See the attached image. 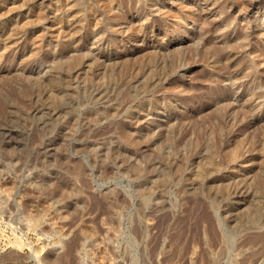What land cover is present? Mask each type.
I'll use <instances>...</instances> for the list:
<instances>
[{
	"label": "rangeland",
	"instance_id": "374dc122",
	"mask_svg": "<svg viewBox=\"0 0 264 264\" xmlns=\"http://www.w3.org/2000/svg\"><path fill=\"white\" fill-rule=\"evenodd\" d=\"M50 1L40 0L39 4L44 10ZM84 2L99 9L97 0ZM116 2L118 11L102 13V27L88 29L86 17L80 41L66 46L59 39L49 43L46 38L37 53L22 65L17 64V57L10 52L12 48L8 51L0 43V81L22 74L24 81L39 80L49 75L51 68L73 62L85 67L84 56L93 52L102 51L108 56L125 52L123 60H96L104 70L113 67L115 74L113 81H106L102 87L95 85V74L85 79L76 70L73 72L72 80L65 84L74 92L68 120L73 126L66 120H57L60 111L52 107L55 101L50 93L36 96L35 92L25 91L11 112H0V264H50V260L52 264H264V226L245 223L237 229L234 205L228 199L218 203L213 193L210 196L203 191L205 194L197 195L195 189L189 188L184 173L176 170L169 183L153 191L154 183L162 178L158 171L169 163L162 165L151 159L163 145L162 131L178 128L177 118L189 133L187 142H195L191 124L213 111L203 92L220 79V101L226 106L229 119H225L227 127L221 133L217 160H224L237 141L243 142L241 154L246 156V162L235 169L232 178L241 186H249V192L252 190L255 170L263 160L259 152L264 151L261 146L255 147L257 141L264 145V0ZM50 16L47 11L46 22ZM54 50L56 54L52 53ZM3 52L5 55H1ZM235 59L256 67L255 74L245 83L233 78L230 65ZM155 61L161 62L164 79L155 80L151 88L149 85L142 92L137 86L141 81L145 83L147 76L158 79L152 75ZM136 67L142 76L132 79L130 75ZM251 91L258 96L251 98ZM156 100L175 109L172 122L164 120L163 127L153 124L155 110L150 109V104ZM42 103L44 116L39 113ZM243 107H248L251 115L241 116ZM106 109H113L112 116L104 117ZM132 109L137 110L133 129L136 156L132 162L148 171L132 178L125 171L126 165L119 163L120 169L114 167L105 173L108 151L125 146L115 122L123 123ZM48 117L53 118L49 128L44 124ZM206 131L211 133L210 128ZM180 132L181 128L178 138ZM205 142L198 147L194 144L189 154L181 149L172 162L180 159L187 172L198 174L207 166ZM227 167V163H222L225 176L231 173ZM237 204L240 215L254 216L257 203ZM260 207L264 210V204ZM205 211L215 227L214 238L205 224L200 226L203 231L194 227ZM187 212L191 213L188 222L183 220L189 215Z\"/></svg>",
	"mask_w": 264,
	"mask_h": 264
},
{
	"label": "bare ground",
	"instance_id": "6f19581e",
	"mask_svg": "<svg viewBox=\"0 0 264 264\" xmlns=\"http://www.w3.org/2000/svg\"><path fill=\"white\" fill-rule=\"evenodd\" d=\"M39 1L40 0H0V43H2L6 47L5 48L6 50H8L7 48H12V51H10V52H12V54L15 55V57H17V64H21L22 65V63H24L27 59L31 58V56H33L34 54H36L37 51H38V49H39V47L41 46V44L44 45V41H47V39H48L49 43H53V41H58V39H59V43L64 44L66 46H70V45L72 46L77 41H80V37H81L80 34H82L81 31L83 29V26L85 25L84 22L86 20V17H87V28L88 29L90 28V29H93V30L95 29L96 30L97 28L102 27V25H103V23H102V18H103L102 17V13H105L106 14V13L112 12L114 10H116V11L119 10L118 9L119 7L117 5L118 2H116V0H97V4L99 6V9L98 10H94L92 7L89 6L88 3H87L88 5H85L84 0H52V1L49 0L50 1L49 2V6L46 9L43 7L44 8V10H43L42 7H41V4L42 3L39 4ZM187 7H189V6H187ZM47 11H48V16L52 15V16H50V19L48 20V22H46V17H45V13ZM116 15H118V14H116ZM121 15L122 16H125V14H123V13H121ZM114 19H116V18H114ZM105 23H106V21H105ZM107 24H109V23H107ZM104 26H106V25H104ZM38 28H40V30H37ZM104 34H106V33H104ZM239 40H241V39H239ZM54 52L56 54V50H54L52 53H54ZM201 53H203V51ZM150 54L152 56V52ZM1 55H5V52H3V54H1ZM124 55H125L124 50H121L119 52V55L118 56L117 55L116 56H113L111 54H109V56H108V55H105L102 51L101 52H93V53H91L89 55L84 56V60H87L85 63H83V64H86L85 67H84V65H82V67L81 66H78L77 65L78 62H73V63H69L68 65H65V66H61V67H57V68H51L50 71H49V75H47L45 78L43 77L42 79H39V80L36 79L34 81H29V80L28 81H24L23 74H22V75L14 76L13 78H11V79H9L7 81H0V112H11V110H13L14 107L17 105L18 100L20 99V97L21 98L24 97L23 96V93L25 91L35 92L36 93V96H37V94L38 95H40V94L45 95V94H49L50 93V94H52L54 96L53 98H54V101H55V102L53 101L54 103L52 104V107H55V109L57 108L60 111V115H59L60 117L59 116H58L59 118L56 117V118H58L57 120H62L63 119L64 121L66 120L65 121L66 123L70 124L71 121H68L69 118L71 119V116H69V114H70L69 105H70V103L72 101L71 100L72 97L74 96L73 95L74 92H73L72 88L66 87L65 84H69L70 83V81L72 80L73 72L76 70V72H78V74H79V77L83 75V77H85V79H86V77L89 74H95V79L93 78L95 85H97L99 87H102L103 85L107 84L106 81L112 82L113 79L115 78L114 77L115 74L113 72L114 70L112 69L113 67L111 68V70H110V68L108 70H104V69L101 68L102 65L99 64L100 65L99 66L97 64L98 62L96 63V60L103 59V60H114V61L115 60H118L119 61V60L125 59V56ZM200 58H201V56H200ZM176 59L177 58L174 57V60H176ZM139 63L137 65H139ZM230 66L234 70V74L232 73L233 76H234L233 78L237 79L241 83H245V81H247L248 79H250V77H252L255 74V70H256V67H254V65L252 67H249V66H246V64L244 62H242L241 60H236V59L234 61H232V63H231ZM138 69L139 68L136 67V69L132 70V71H134V72L131 73L132 75H130V77L133 76L132 79L133 78L134 79H137L140 76H142V74L138 71ZM164 73H165V70H164L161 62L155 61L154 70H153L152 75L155 76V77H157L158 79H152L151 76H149V77L147 76L146 77V80H145V83H142L143 81H141L140 84H138V86H137L138 90H140L142 92H145L146 91V87H149V85H150V88H151L152 85H153V83L155 84V80L160 81V80L164 79L163 78L164 77ZM228 74H227V76H228ZM30 75H31V73H30ZM75 75H77V73ZM130 79L131 78H129V80L128 79L127 80L130 82ZM44 81H45V83H44ZM221 84H222L221 83V80L220 79H217L215 81V85L213 87H211L208 91H206V92L204 91L203 92V95H206V97H208L206 104H212L213 105V111H212V113H210L209 116L207 115L208 116L207 118H205V119L204 118H201V120H199V121L196 120V121L193 122V124H191L192 126H191V131L190 132H192L195 135V139H194L195 142H193V143L192 142H187L188 141L187 140V137L189 136L188 135L189 133H188L187 130L185 131V129H182V126H181L182 125V122L181 121L178 122L179 123L178 126H177L178 128L171 127L169 130L162 131V134L161 135L163 136V145L160 147V149L158 148V149H156L154 151L151 159L154 160V161L161 162L162 165H164L166 163H169V165L166 166L165 168H162L161 170L158 171V174L157 175H159L162 178L159 181H157V182L154 183L153 191H156V188H160V187L166 185L167 183H169L172 180V177H171L172 172L174 170H176V171H178V173H181V174L184 173V179H186L187 182H189L188 183L189 188L190 189H195V192L194 193H196L197 195L202 194V193L205 194L204 192L209 193V195L211 193H213L212 196L214 197V199L218 203L219 202H223V200H227L228 199L230 201V203L234 205V215H233V217H234L235 223L237 222L235 224L236 226H234V227H237V229L240 228V227H242V226H244V225H246V224H250V223H252V224L254 223L257 226L262 227V226H264V210L260 206L262 204H264V155H262V154H264V151L259 152L260 153L259 154V157L260 158H263V160L260 163V166H258L259 167L258 168V171L256 172V170H255V173H256L255 183L252 186V188H251L252 190H250V192H249V188H248L249 186L247 187L246 184H243L241 186V184H237L235 182V180L232 178V173L235 171V169L237 167H240L241 164H244L246 162V156H243L241 154V149H243L242 148V143L243 142H241V141L238 142L237 141L236 146L231 151H229L228 155L225 157L224 160H221V161H218L217 160V154L219 153V150L221 148V142H222L221 141V133H224V131H225L226 127H227V122H226L225 119H226V117H228L227 108L220 101ZM139 85H141V86H139ZM100 94H102V93H100ZM250 95H251V98H254L255 96H258V93L255 92V91H251L250 92ZM31 96H33V95H31ZM95 98L97 100V97H95ZM104 98H106V97H104ZM87 99H88V97H87ZM128 99H129V97H128ZM22 102H24V101H22ZM170 102L171 101H169L168 104ZM37 103H38V101H37ZM203 104H205V103H203ZM161 105H165V104L161 100H156L152 104H150V109L154 110L156 108H160ZM36 106L38 107V104ZM39 107H40L39 108V110H40L39 113L45 111L44 110L45 108H44L43 103ZM72 107H74V106H72ZM203 107L205 108V105ZM135 109H132L131 111H129V113H127V116H125L126 119H124L125 121L123 120L124 121L123 123L115 122V127L117 128L116 131H118V133L120 135V141L125 146L122 147L123 146L122 145L121 146L122 149H117L115 147V148H111V150L108 151V153H107L108 162L106 163V165H104L105 166V168H104L105 173H110V170H113L114 167H115V169H118V168L120 169V166H119L120 164H122V165L125 164L126 165L125 166L126 167L125 171L127 172V175H129L132 178H135L140 173V168L137 166V164L135 162H132V158L136 155L135 149H134V147H135L134 146V144H135V140H134L135 137L133 135L134 120H135L136 112H137V110H135ZM56 110H54V112ZM112 110L113 109H111V110H107L106 109L105 111L103 110L104 111V113H103L104 117L112 116V112H111ZM145 110H147V109L145 108ZM251 113H252V111L250 109H248V107H246V108H244L242 110V112H241L240 115L241 116L243 115L245 117L246 115H251ZM10 115H11V113H10ZM44 115H46V112L41 113V116H44ZM3 116L4 115H2V117ZM33 116L36 117L34 114H33ZM72 118H73V116H72ZM238 118L239 117L237 116V120L236 121H238ZM20 119H22V118H20ZM227 119H229V117ZM52 120H53V118L50 119L48 117L47 119H45V123L44 124H46V126L48 125V128H49V123ZM5 122H7V121H5ZM171 122L172 121H168V123H171ZM110 124L112 125L113 123H110ZM70 125L73 126L72 123ZM168 126H170V125H168ZM13 128L14 127H12V130H13ZM180 128H181V132L179 133L180 134L179 135L180 137L178 138L177 137V131L180 130ZM207 128H210V130H211V133L210 134L206 131ZM22 130H24V129H22ZM6 133H7V130H6ZM7 134H9V132ZM16 138H17V136H16ZM223 138L224 137H222V139ZM18 141H19V139H17V143L20 144V142H18ZM203 141H206L207 142V144L205 145V148H206V151H207V156H206V164H207V166H206V169L204 168L203 170H200L198 172V174H195V173L191 174L190 172H187V167L184 168V163L185 162L183 163L182 160H180V159L177 160V161L176 160H173V162H172V159H175V156H177L179 154V152H180L181 149H184V151L187 154H189L192 151V149H194V147L192 148V146L194 144H196V147H198V146H200L202 144ZM255 143H256L255 147L257 146L256 148H258V147L261 146L260 150H264V145L263 144H260L258 141L255 142ZM21 146H22V144H21ZM62 152H63V150H62ZM93 152H89V153H93ZM175 161H176V163H174ZM222 163H225V164L227 163L228 164V167L227 168H229V167L231 168V173H229L228 176H225L222 173ZM73 167H74V165H73ZM76 169H77V167H76ZM50 170H54V168H50ZM75 172H76V170H75ZM80 172H82V171H80ZM153 179H155V178H153ZM6 186H8V185H6ZM204 187L206 189L203 190ZM151 190H152V187H151ZM0 198H2V197H0ZM42 198H44V195L42 196ZM248 198H251L252 200H248ZM237 201L239 203L241 201H243V202L245 201L246 203H249V202L250 203H257L256 206H255V208H254V212H253L254 216L253 215L251 216V214H250L249 216L246 215L247 216V218H246V216H244V215L242 216V215L239 214V212H236L235 205L237 204ZM213 202L214 201H212L211 203H213ZM190 204H192V203H190ZM190 204H187V205H190ZM42 205L43 204H41V206ZM187 208H189V207H187ZM206 208H207V206H206ZM183 210H185V209H183ZM205 212H206V214L205 213H202L201 216H200V218H199V220L197 221V223L196 222L194 223L195 224L194 227H197V231H198V229H201L200 226H203L205 224L206 225V228L208 229L207 231L214 238L215 237L214 236V234H215V229L214 228L215 227L213 228V225L211 224V219H210L209 215H207L208 212L207 211H205ZM190 214L188 216H186V219H183V218H181V219L186 220V222H188V217H190ZM183 216H185V215H183ZM193 216H194V214H193ZM180 217H182V216H180ZM198 217H199V215H198ZM230 218H231V214H230ZM192 220H194V219H192ZM49 226L50 225H48V227ZM172 226H174V225H172ZM182 227H183V225H182ZM53 228H55V227H53ZM182 230H185V228L184 229L182 228ZM180 231H178V232H180ZM194 232H195V229H194ZM175 233H177V232H175ZM198 234H200V233H198ZM217 235H218V232H217ZM195 236H196V234H195ZM207 237H208V234H207ZM262 238H264V237H262ZM209 241L210 242H208V243H211V240L210 239H209ZM224 243H225V241H224ZM179 244H180V242H179ZM179 244L177 245L178 247H179ZM182 244H184V243H182ZM189 247H191V246H189ZM175 248H177V247H175ZM180 248H179V250H180ZM184 249H185V247H184ZM182 251H184V250H182ZM204 260H205V258H204ZM207 261H208V258H207ZM49 263L52 264L53 263L52 260H50Z\"/></svg>",
	"mask_w": 264,
	"mask_h": 264
},
{
	"label": "water",
	"instance_id": "95a60500",
	"mask_svg": "<svg viewBox=\"0 0 264 264\" xmlns=\"http://www.w3.org/2000/svg\"><path fill=\"white\" fill-rule=\"evenodd\" d=\"M154 110H155V114H154L153 124H155L157 126L163 127L165 125L164 120H167V123H168V121H171L172 118H174L175 109H172L171 107L168 108V106L166 104L161 105L160 108H156ZM179 121L182 122V120L180 118H177L176 119L177 126L179 124L178 123ZM137 166L140 168V173L135 178H139L143 173L148 171L145 166H139V165H137Z\"/></svg>",
	"mask_w": 264,
	"mask_h": 264
}]
</instances>
